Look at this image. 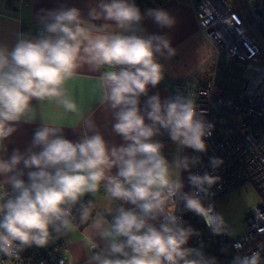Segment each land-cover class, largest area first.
<instances>
[{"label": "clouds", "instance_id": "obj_1", "mask_svg": "<svg viewBox=\"0 0 264 264\" xmlns=\"http://www.w3.org/2000/svg\"><path fill=\"white\" fill-rule=\"evenodd\" d=\"M144 16L161 28L175 23L163 9L142 15L132 0H97L87 18L77 7L42 10L38 37L21 33L11 49L0 45V144L17 123L33 120V100L77 113L64 85L84 67L99 73L102 94L97 102L113 111V130L125 141L109 147L90 111L72 125L82 129L79 141L65 138L63 125L43 122L24 152L14 149L8 158L0 156V254L17 255L28 246H45L52 232L73 231V208L79 204V222L105 242L92 246L97 250L86 264H215L201 249L186 247L198 233L184 226L177 206L183 202L184 210L200 216L214 234L228 231L214 206L203 203L220 178L192 173L198 156L177 154L170 162L164 144L154 139L163 130L179 150L205 152L204 138L211 136L213 125L180 93L163 101L158 93L150 95L142 109L141 96L164 78L157 54L171 57L176 52L164 35L138 34ZM222 163L210 158L213 169ZM182 171H189L190 192L184 191ZM101 185L112 201L122 202L110 220L103 214L93 218L91 201L82 203ZM260 259L254 251L237 256L234 264H260Z\"/></svg>", "mask_w": 264, "mask_h": 264}, {"label": "built area", "instance_id": "obj_2", "mask_svg": "<svg viewBox=\"0 0 264 264\" xmlns=\"http://www.w3.org/2000/svg\"><path fill=\"white\" fill-rule=\"evenodd\" d=\"M153 1L160 3L162 0ZM191 3L196 25L216 55L213 58L218 63L220 56L226 54L244 64L241 77L244 83L238 93L231 95L218 83L217 75L205 81L195 75L184 78L166 75L160 83L168 97L178 93L190 97L197 111L203 113L204 120L213 128L211 136L204 138L205 152H195L187 147L179 150L163 130L161 138L172 144L175 156L199 157V163L190 169L192 173L202 175L208 172L220 178L210 189L213 195L203 200L205 206L212 204L216 213H219V200L240 187L253 186L259 192V200L247 213L246 232L235 240L229 238L228 231L214 234L200 216L184 210L182 202L177 206V215L183 220L190 213L192 219L202 222L194 228L198 235L193 234L191 245L186 247L201 249L207 257L209 249L229 244L233 255L226 264H234L237 256H250L254 251L260 252V264H264V0H191ZM212 157L223 161L216 169L210 166ZM6 188L11 193L10 186ZM118 202V205L122 203ZM123 206L135 207L130 203ZM78 210L76 205L73 222ZM68 256L64 234L52 232V238L45 246H28L13 256L0 254V261L12 264H78L69 262Z\"/></svg>", "mask_w": 264, "mask_h": 264}, {"label": "crops", "instance_id": "obj_3", "mask_svg": "<svg viewBox=\"0 0 264 264\" xmlns=\"http://www.w3.org/2000/svg\"><path fill=\"white\" fill-rule=\"evenodd\" d=\"M139 1L144 13L148 9H163L175 20L171 28H161L151 17L144 16L141 22L142 27L140 26L142 31L138 33L145 36L151 34L164 35L170 40L171 46L176 49L175 55L171 57L157 54L158 62L163 65V79L165 80L166 75L173 78L195 75L199 80H203L198 74L210 64L214 53L211 45L196 25L191 0H163L161 3H156L153 0ZM96 3L97 0H0V45H6L11 49L21 33L29 38L38 37L40 33L37 30L42 29L38 14H41L42 10H55L61 6L77 7L81 10L82 16L87 18L89 7ZM95 23L100 24L101 21H95ZM64 89L68 97L77 104L78 112L68 113L52 102L39 103L33 100L31 113L33 120H22L16 124V131L3 144H0V156L8 158L14 149L24 152L31 145L34 132L43 122L63 125L65 138L74 142L79 141L82 139V129L79 125H72L77 124L81 116L90 111L94 112L91 118L95 121L97 130L103 134L109 147L125 143L122 137L113 130L112 126L116 122L113 111L106 105H99L97 102L102 94L98 72H89L87 67L81 68L72 79L66 81ZM157 93L162 101L168 97L167 91L161 83L155 88L149 86L147 96L142 95L140 98L142 109L148 96ZM154 139L164 144L163 154L171 162L175 158L172 144L163 140L160 134ZM35 150L39 151L40 148ZM27 171L30 170H25L23 177L25 180L28 179ZM116 171L113 169V174ZM181 179L184 183L186 182L182 172ZM82 200L91 201L93 218L103 214L106 220H110V213L115 214L114 210L119 203L118 200L114 202L110 199L103 185L94 196L86 194ZM77 205L79 208L80 205ZM73 225V231L64 234L69 248L68 261L86 264L92 254V246L97 244L99 247H103L105 242L99 238H94V233L90 231L89 226L79 222L78 212ZM0 264L12 263L0 261Z\"/></svg>", "mask_w": 264, "mask_h": 264}, {"label": "rangeland", "instance_id": "obj_4", "mask_svg": "<svg viewBox=\"0 0 264 264\" xmlns=\"http://www.w3.org/2000/svg\"><path fill=\"white\" fill-rule=\"evenodd\" d=\"M231 1V0H230ZM206 39V38H205ZM214 55V54H213ZM216 55H214L215 58ZM212 59L198 76L205 80H210L217 75V81L221 84L226 93L234 95L238 93L244 81L241 78L245 70L244 64L238 60L222 54L217 63ZM184 179V191L190 192L191 186L188 183L189 171H182ZM259 200V192L253 186L240 187L236 191L226 195L218 202V210L222 215L228 228L229 238L235 240L246 232L245 218L249 209ZM183 206V202H182ZM184 226H191L193 229L202 224L201 221L193 222L191 214L187 213L183 218ZM192 236L188 240V246L192 243Z\"/></svg>", "mask_w": 264, "mask_h": 264}, {"label": "trees", "instance_id": "obj_5", "mask_svg": "<svg viewBox=\"0 0 264 264\" xmlns=\"http://www.w3.org/2000/svg\"><path fill=\"white\" fill-rule=\"evenodd\" d=\"M136 4V6L140 9L141 14L143 15L144 12L141 9L140 1L139 0H132ZM163 2V0H162ZM161 3V2H160ZM82 203L87 204V200H82ZM192 219V218H191ZM193 222L196 223L194 219H192ZM233 255V250L231 248V245L224 244V245H217L207 251V257L208 259H215V264H226L228 261V258Z\"/></svg>", "mask_w": 264, "mask_h": 264}, {"label": "bare ground", "instance_id": "obj_6", "mask_svg": "<svg viewBox=\"0 0 264 264\" xmlns=\"http://www.w3.org/2000/svg\"><path fill=\"white\" fill-rule=\"evenodd\" d=\"M232 58V57H231Z\"/></svg>", "mask_w": 264, "mask_h": 264}]
</instances>
